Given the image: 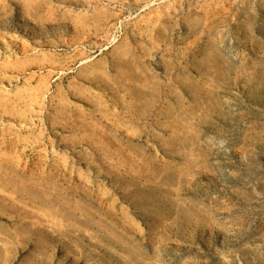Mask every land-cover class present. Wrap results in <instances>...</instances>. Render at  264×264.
Returning a JSON list of instances; mask_svg holds the SVG:
<instances>
[{
	"label": "rangeland",
	"instance_id": "374dc122",
	"mask_svg": "<svg viewBox=\"0 0 264 264\" xmlns=\"http://www.w3.org/2000/svg\"><path fill=\"white\" fill-rule=\"evenodd\" d=\"M0 264H264V0H0Z\"/></svg>",
	"mask_w": 264,
	"mask_h": 264
}]
</instances>
